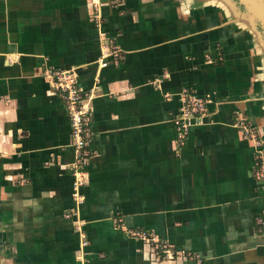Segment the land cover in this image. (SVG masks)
I'll return each instance as SVG.
<instances>
[{
  "label": "crops",
  "instance_id": "1",
  "mask_svg": "<svg viewBox=\"0 0 264 264\" xmlns=\"http://www.w3.org/2000/svg\"><path fill=\"white\" fill-rule=\"evenodd\" d=\"M187 2L0 0V264H264V182L237 127L247 119L264 142V62L247 32ZM111 43L120 61L101 67ZM50 70L96 90L80 206ZM184 88L209 102L179 151Z\"/></svg>",
  "mask_w": 264,
  "mask_h": 264
},
{
  "label": "built area",
  "instance_id": "2",
  "mask_svg": "<svg viewBox=\"0 0 264 264\" xmlns=\"http://www.w3.org/2000/svg\"><path fill=\"white\" fill-rule=\"evenodd\" d=\"M97 5V3L95 4ZM99 20V16H95ZM99 22V21H98ZM121 48L118 45L111 43L107 50L103 52L101 57V67H107L110 62L118 63L120 61ZM211 60V58H210ZM219 60H223L222 57ZM46 76L54 91L62 98L65 108L67 110L70 126L72 147L75 152L76 161L73 165V199L77 206L84 202V196L81 194V188L85 186V167L91 158L88 144L92 137V101L95 97V89L85 90L80 87L78 83V76L73 70L46 72ZM182 107L179 114L173 119L177 134V147L180 151L188 140L191 127L202 121L203 117L208 113L209 100L201 97L184 88L180 95ZM237 127L242 131L244 137L254 143L255 148V177L258 181L264 182V142L260 131L248 120H240L237 122ZM77 213H69L66 215L67 219H77ZM78 220V219H77ZM75 220V221H77ZM258 229L264 232V212L256 219ZM122 225V224H121ZM78 231L84 234L83 227L78 226ZM122 229V228H121ZM127 235L132 237L143 245L149 246L153 252L166 258L167 260H174L175 253L169 244L162 243L149 232L144 230L127 231ZM86 237V236H85ZM86 244V242H84ZM188 261H193L196 264H202L201 260L196 257L188 258Z\"/></svg>",
  "mask_w": 264,
  "mask_h": 264
},
{
  "label": "water",
  "instance_id": "3",
  "mask_svg": "<svg viewBox=\"0 0 264 264\" xmlns=\"http://www.w3.org/2000/svg\"><path fill=\"white\" fill-rule=\"evenodd\" d=\"M201 1L206 4L194 7V3L192 2L195 14L201 8L209 12L211 11V7L207 6L210 0ZM217 1L221 3V6H216L214 9L220 12L223 21L235 29L247 32L250 36V44L258 48V57L261 59V62H264V0Z\"/></svg>",
  "mask_w": 264,
  "mask_h": 264
},
{
  "label": "rangeland",
  "instance_id": "4",
  "mask_svg": "<svg viewBox=\"0 0 264 264\" xmlns=\"http://www.w3.org/2000/svg\"><path fill=\"white\" fill-rule=\"evenodd\" d=\"M187 1H191V2H193V3H194V7H195V6H201V5H205V4H206V3H203L201 0H187ZM191 2H190V3H191ZM218 2H219V1H217V0H210L209 4H207L208 7H211V11H210V13L213 14L214 16L220 14V12H218L216 9H214V8H216V6H218V7L221 6V3H218ZM236 2H237V1H236ZM190 3L187 2V5H192V4H190ZM184 5L186 6L185 3H184ZM214 21L218 22V21H217V18H214ZM239 27H240V26H239ZM217 57H218V59H219L220 57H223V55H220V56H217ZM219 61H221V60H219Z\"/></svg>",
  "mask_w": 264,
  "mask_h": 264
},
{
  "label": "trees",
  "instance_id": "5",
  "mask_svg": "<svg viewBox=\"0 0 264 264\" xmlns=\"http://www.w3.org/2000/svg\"><path fill=\"white\" fill-rule=\"evenodd\" d=\"M222 58H223V57H222ZM218 61H219V59H218V57H216L214 62H218ZM82 188H83V187H82ZM82 188H81V194H83V193H82Z\"/></svg>",
  "mask_w": 264,
  "mask_h": 264
}]
</instances>
